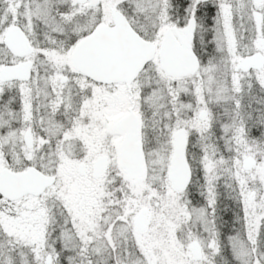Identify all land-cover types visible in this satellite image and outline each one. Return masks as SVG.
I'll return each instance as SVG.
<instances>
[{
    "label": "snow or ice",
    "instance_id": "obj_1",
    "mask_svg": "<svg viewBox=\"0 0 264 264\" xmlns=\"http://www.w3.org/2000/svg\"><path fill=\"white\" fill-rule=\"evenodd\" d=\"M0 264H264V0H0Z\"/></svg>",
    "mask_w": 264,
    "mask_h": 264
}]
</instances>
